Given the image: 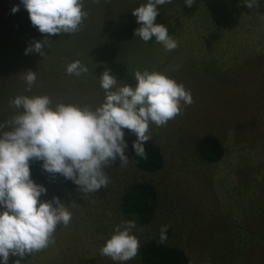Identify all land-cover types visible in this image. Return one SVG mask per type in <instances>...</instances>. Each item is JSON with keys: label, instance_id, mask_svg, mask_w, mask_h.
<instances>
[{"label": "rangeland", "instance_id": "rangeland-1", "mask_svg": "<svg viewBox=\"0 0 264 264\" xmlns=\"http://www.w3.org/2000/svg\"><path fill=\"white\" fill-rule=\"evenodd\" d=\"M146 2L85 0L89 15L81 30L48 37L42 57L25 54L44 35L32 26L20 0H0V123L14 114L9 101L19 95H47L53 107L94 109L104 101L98 79L105 70L118 86L130 87L136 85V71L160 72L190 90L194 100L165 126L150 124V141L164 156L159 172L136 168L129 151L136 137L123 129L129 160L121 167L117 159L104 169L107 187L84 194L38 184L46 189L40 200L58 198L72 219L67 227H57L54 244L25 255L21 264H142L139 250L123 262L100 254L117 225L135 221L122 214L120 205L127 188L138 183L153 185L159 198L149 224L135 221L132 234L140 247L167 225V244L183 250L191 264H264V0L253 9L243 0H195L191 7L172 0L159 6L155 23L178 41L173 51L154 38L144 42L134 36L139 25L131 12ZM14 5L19 11L13 14ZM76 60L87 73H66ZM28 71L37 77L30 92L22 79ZM207 135L222 144L219 162L207 163L196 153L197 141ZM16 259L10 256L8 264Z\"/></svg>", "mask_w": 264, "mask_h": 264}, {"label": "clouds", "instance_id": "clouds-1", "mask_svg": "<svg viewBox=\"0 0 264 264\" xmlns=\"http://www.w3.org/2000/svg\"><path fill=\"white\" fill-rule=\"evenodd\" d=\"M99 4L100 0H91ZM172 0H147L131 14L139 25L134 36L148 42L155 39L165 51H173L178 41L169 35L168 28L155 23L159 6ZM249 8L261 5L258 0H243ZM195 0H185L191 7ZM30 22L43 41H33L25 54L35 52L45 57L43 49L51 42L48 37L75 34L89 13L85 0H20ZM19 11L14 5L11 12ZM88 68L79 60L66 67L69 75L80 76ZM135 87L118 86V81L105 70L99 80L105 93L104 101L94 109L57 103L47 95H19L9 101L14 114L0 123V264H8L10 256L18 257L21 264L25 255L40 252L55 243L54 233L59 225L68 226L72 213L67 205L53 197L41 201L46 189L30 179V162L42 161V169L58 173L71 180L80 193H95L107 187L109 181L104 169L117 159L126 166L128 145L123 129L136 137L132 148L136 156L146 158L144 144L151 139L150 124L162 127L178 116L183 106L194 103L190 90L164 74L147 70L136 71ZM30 92L36 82V72L23 73ZM73 207H78L72 203ZM135 221H122L114 234L100 249V254L113 261L134 259L140 248L138 238L132 234ZM167 225L160 230L159 242L166 240ZM142 231L143 229H139Z\"/></svg>", "mask_w": 264, "mask_h": 264}, {"label": "trees", "instance_id": "trees-1", "mask_svg": "<svg viewBox=\"0 0 264 264\" xmlns=\"http://www.w3.org/2000/svg\"><path fill=\"white\" fill-rule=\"evenodd\" d=\"M136 138L129 142V151L135 161L136 168L144 173H156L164 167V156L160 147L152 141L143 146L146 158L135 155L132 144ZM198 157L207 163L219 162L224 156V149L220 141L214 136L201 137L195 146ZM42 161L30 162V179L36 184H59L61 187L71 190L78 187L62 175L45 172ZM158 194L155 187L149 183L133 184L127 188L121 200V212L124 216L135 220L140 225L149 224L155 215L158 205ZM161 227L156 231L155 239L143 243L139 249V257L142 264H191L185 252L179 248L171 247L167 243L170 239V230L165 233L166 240L159 242Z\"/></svg>", "mask_w": 264, "mask_h": 264}]
</instances>
